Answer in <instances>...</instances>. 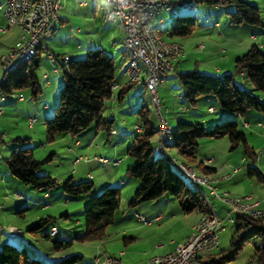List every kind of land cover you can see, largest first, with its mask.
Returning a JSON list of instances; mask_svg holds the SVG:
<instances>
[{
  "label": "rangeland",
  "instance_id": "rangeland-1",
  "mask_svg": "<svg viewBox=\"0 0 264 264\" xmlns=\"http://www.w3.org/2000/svg\"><path fill=\"white\" fill-rule=\"evenodd\" d=\"M83 1L90 2V0ZM180 1V3H175L172 6L171 10L168 11L169 13H162L164 16L171 14V18L166 19L165 24H154V27L166 40L168 37L166 31L171 29L176 16L193 15L196 17L198 30L187 38L179 39L184 46L185 53L181 68L183 71L198 68L214 72L221 71L224 73L225 71H231L234 73L237 54L245 53L254 43L264 52L262 46L264 35L251 37L246 30H239L237 33L228 31L229 35L226 37L221 38L219 36L221 28L215 27V23L218 22L223 24V26L225 24L229 25L230 15L227 13L234 12L232 7H214L201 4L197 0ZM246 1L257 6L261 11V16L264 17V0ZM62 3L63 9H60L59 15L64 19L62 26H68V29L65 28L60 31V35L62 34L64 38L62 45L55 43L53 45L55 51L60 50L59 54L71 51L74 46L80 43L79 41L84 39L90 42L96 40L109 48L114 38L121 37L120 32L117 30H113L110 34L104 33L102 30L105 24H102L103 19L101 20L100 18V5L104 3V0H98L99 7L96 16L92 14V6L80 7V0H63ZM3 13L4 11L0 9V28L5 29L4 31L0 30V58L2 55L8 54L16 46L17 42H20L22 36V31L19 27H8ZM209 17L212 18L210 27L216 29L214 32L212 28L204 27L207 26L205 20ZM244 26L248 27V25ZM67 37H69V42ZM238 40L237 46L233 47L232 42L237 43ZM198 45H204L205 48L200 49L197 47ZM86 55L87 53L76 59H84ZM121 57L122 54L117 53L116 61H119ZM1 63L0 59V78L4 73ZM57 67L58 73L53 70L54 67L49 62V52L44 46L40 65L36 70L37 81L41 89L38 96L34 97L32 88H24L9 97L3 98V100L0 99V225L4 228V234H7L10 238V245L20 249L24 248L31 258L40 260L42 264H53L74 254L83 255L85 258L84 262L77 264H85L87 260L93 261L94 257L98 255L102 257L104 248V245H101L102 241L107 244L105 249L108 254L119 257L125 247L124 236L121 233L132 224L131 220L127 219L126 216L129 214L128 203L131 194L133 193L134 195L135 191L134 182H128L122 186L119 194V208L115 212L113 222L105 229V235L101 239L94 238L81 242L74 238L84 228V208L88 204L85 205L83 203L84 197L75 198L69 196L62 187L47 191L35 190L21 183L19 179L8 171V167L5 164V158L12 153L10 149L15 147L16 142L14 140L21 138L27 140L28 145L33 150L34 158L42 162L38 174L51 176L60 183L68 179L71 180V183L92 181V193L97 196L107 188L105 185L108 183H115L122 178L125 181L128 180L127 170L130 163H134V158L128 154L127 150L136 135L135 127L139 122L138 110L142 99L131 95L132 92L128 93L122 105V110L124 108V111L127 112L126 115L123 112H119V106L114 108L116 115L113 122L114 127L119 129L120 132L124 128L131 131V134L127 135L124 141L119 144H115V139L121 138V136L114 137L115 139L112 138L108 143L100 135L93 140V144L90 147L87 141H82V144L77 146L72 138L76 136L69 133L60 134L55 140L48 141L45 119L54 116L55 107L59 103V91L63 85L62 67L58 63ZM116 74H121L119 66ZM236 80L241 88L248 89L252 95L257 96L264 104V91L254 88L246 77H242L239 74L236 75ZM170 87H172L171 83H166L164 85L165 89L158 87V94L161 100L160 109L163 118L173 129L180 121L191 123L208 119L212 123H207L206 129H210L216 123L235 120L239 130L246 134L247 146L241 143L233 149L228 137L219 139L205 137L199 139L196 156L205 165L217 169L216 172L211 174L212 177L220 180L223 176L230 174L235 168H240L241 170L234 180H224L219 186L218 193L228 194L231 198H242L244 195L252 194L255 195L256 199L260 195L264 197V183L260 182L255 174L248 175V168L252 164V156L246 151V147L248 150L254 151L256 154L254 165L264 175V111L250 109L245 116L231 115L229 118H223L222 120L221 112L224 111L220 108L218 102L216 103V112L211 113L209 104L204 100L199 101L195 107H192L184 100L183 91L179 92V90ZM149 94L144 96V102L150 111L151 121L158 126L157 119L159 120V117L156 113L159 114V110L157 107L155 109ZM21 96H23L22 99L19 98ZM164 99L166 100L165 103ZM181 99L184 101H181ZM110 100H107V106ZM45 105L48 106V109H44ZM130 108L134 110V113L130 112ZM166 108L169 111H166ZM110 110L113 112V108ZM33 117L37 118L31 122L30 118ZM219 118L220 120H218ZM159 123V126H161L160 130L165 131L167 124L161 120V117ZM168 152L179 164H184V157L175 148L169 147ZM99 157L106 158L107 161L100 163L97 160ZM155 157H158L156 153ZM78 158H82V160L77 163L76 160ZM209 159H213L212 163H207ZM115 161H119V163L116 164ZM173 169L177 170L174 166ZM194 170L197 173L196 175L205 176L201 175L197 168ZM179 173L186 184L193 188L194 183L188 174L180 171ZM203 189L214 206V211L220 212L222 218L226 217L227 202L211 196L207 189ZM19 194L27 200L25 209L22 210L25 217L17 213L15 201L19 198ZM171 207L173 206L168 205L165 213H170ZM260 210H264V208H260ZM144 211L149 213V215L158 213L157 210L149 208ZM66 212L69 214L68 218L65 217ZM197 215L198 213L194 211L170 218L166 224L160 225L161 227L154 225L149 230L153 235L152 244L149 246L146 243H142L144 246V249L141 250L142 252L140 251L134 256L122 257L123 264H138L144 259L154 256V253H159L158 248H155L154 245L156 242L169 244L171 240H175L179 243ZM46 217H51L52 221L37 235L27 231V228L32 223ZM53 226L57 232H52ZM18 229L23 231V235L16 234ZM235 229L236 226L234 224L225 223L224 229L219 234V250H217V254L226 251L230 247ZM67 233L73 236V244L57 250L54 247V241L67 240L68 238H65ZM179 245L181 243L177 244V246ZM227 264H259L258 258L255 257L253 241L246 242L236 259Z\"/></svg>",
  "mask_w": 264,
  "mask_h": 264
},
{
  "label": "trees",
  "instance_id": "trees-1",
  "mask_svg": "<svg viewBox=\"0 0 264 264\" xmlns=\"http://www.w3.org/2000/svg\"><path fill=\"white\" fill-rule=\"evenodd\" d=\"M197 2L214 7H232L234 12H228L230 24L261 25L260 9L246 0H197ZM196 26L197 19L193 15L176 17L168 37L172 40L187 37L195 31ZM40 49L39 46L31 60L20 61L12 72L4 70L0 80V97H9L24 88H32L34 97L38 96L41 89L36 70L40 65ZM59 64L62 67L63 85L59 91V103L55 107L54 116L45 119L47 140L53 141L63 133L78 136L91 126L110 132L113 120H105L103 111L107 100L113 97V89L116 87L117 66L114 58L102 48H92L88 50L84 59H65L59 61ZM238 74L246 77L254 88L264 91V52L257 45H253L236 58L234 73L219 76L195 69L180 72L177 78L183 90L184 100L192 107H195L199 101L212 99L219 103L224 111L222 113L228 114L229 117L231 115L245 116L250 109L264 111V104L259 98L252 95L248 89L239 86L236 80ZM130 84L123 87L115 97L119 103L124 100L132 87V83ZM138 116L140 131L136 133L127 150L128 154L134 158V164L128 168L127 173L139 180L140 185L129 206L134 207L141 202L155 201L170 195L178 201L184 214L197 211L201 215L207 208L205 200L194 185L191 188L186 184L179 173L182 171L173 163V157L168 152V148H175L184 157V164L197 168L206 176L215 172V169L198 160L196 150L199 139L228 137L233 149L241 143L247 146L246 134L239 130L235 120L216 123L210 129H206V123L201 121L191 123L180 121L174 129L169 125L170 138L166 142V153L161 155L157 151L159 120L157 119L158 126H156L151 121L150 111L144 103L140 105ZM155 136L158 137L156 145L153 140ZM14 141L16 142L14 150L9 157L5 158V164L21 183L42 191L62 187L69 196L75 198H86L92 193V181L71 183L68 179L60 183L51 176L38 174L42 162L34 158L33 150L27 140L16 138ZM246 149L252 156L248 175L255 174L259 181H264L263 173L254 165L256 154L247 147ZM155 153L158 157H155ZM173 166L178 171L173 169ZM119 194V187H107L100 195H92L84 208V232L74 239L81 242L94 238L101 239L119 208ZM51 221V217L41 218L32 223L27 231L37 235ZM233 224L236 229L230 247L218 254L212 252V256L209 259H202L200 264L232 262L248 241H253L255 257L258 258L259 264H264V216L257 218L250 215L239 216ZM72 244V239L54 241V247L57 250ZM81 261L82 255L74 254L53 264H77ZM0 264H42V262L31 258L24 248L20 249L5 243L0 246Z\"/></svg>",
  "mask_w": 264,
  "mask_h": 264
},
{
  "label": "crops",
  "instance_id": "crops-1",
  "mask_svg": "<svg viewBox=\"0 0 264 264\" xmlns=\"http://www.w3.org/2000/svg\"><path fill=\"white\" fill-rule=\"evenodd\" d=\"M0 1H1L0 2V9L3 10V8L1 6L4 3V0H0ZM79 6L80 7H89V6H92V14L94 16H96V13H97V10H98V7H99L98 0H90V2H88V1L86 2V1L80 0ZM61 9H63V3H62V6H61ZM105 9H108V4H107L106 0H104V3L100 5L101 15H102V13H103V11ZM162 13L165 14V13H169V12L167 11V12H162ZM162 13L158 14L156 16V18L153 20V23H152L153 27H154V24H156V23L157 24H165L166 19H170L171 18V14H166V16H164V15H162ZM260 13H261V11H260ZM101 15H100V18L102 20V16ZM3 17L6 20V18L4 16V13H3ZM59 18L60 19H59L58 23L56 24V28H55L54 33L43 43V46L39 50L40 56H41V53H42V50L44 49V46L47 47L46 50L49 52V62L54 67L53 70L58 73L57 63L59 64V61H64L65 59H76V58H79V57H82L83 55H85V53H87V51L89 49H92V48H102L105 52H107L109 55H111L114 58V61H115L116 66L117 67L119 66V68L121 69V74L120 75L115 74V86L116 87H115V89H113V97L109 101V105L108 106L107 105L105 106V109L103 111V118L105 120H113V122H114L115 121V117H116L115 112H114V108L116 106H119V110H120L119 112H121V113L123 112L126 115L127 112L124 111V108L122 110V105H123V101L125 100V98H126V96H127L128 93H131L132 92L131 95H135L138 98L142 99V103L145 104V102H144V96L146 94H149V93H148V91L146 89V86H145V84L143 82L137 83V84H132V87L128 90V93L126 94L124 100L121 103H119L117 101V99L115 98L123 87L130 86L131 85L130 84V81L127 78V76L124 74V71H125V69L127 67V64H128V58H127L126 53L124 51L123 31H122V28H121L120 23L119 22L105 23L102 20V24H105V26L102 28V30H103L104 33H109L110 34L113 30H117L121 34V37L120 38H114L113 39V42L110 44L109 48L105 47L101 42L99 43L96 40H93L92 42H90L89 40L84 39V40L79 41L80 43L78 45L74 46L71 51L66 52V53L59 54L60 53V50L55 51L53 45H54V43L55 44L62 45L64 38L62 37V34L60 35V31H63L65 28L68 29V26L67 27L66 26H62L63 23H64V19L62 17H60V15H59ZM205 23H206L207 26H204V27H207V28L209 27L208 29H211L212 28V27H210L211 24H212V18L211 17H209L208 19H206L205 20ZM244 25H247V24H238V25H233V24L226 25L225 24L223 26V24H219L218 22L215 23V27L221 28V34H219V36L221 38L228 36L229 35V32L228 31H232V32H236L237 33L239 30H246L250 34L251 37H257V36L264 35V17L263 16H261V25H259V26H256V25H248V27H246ZM225 27H226V29H225ZM69 30H72V29H69ZM170 30L166 31L167 32V35H169ZM197 30H198V22H197V26H196L195 31H197ZM212 30H213V32L216 31V29H214V28H212ZM195 31L193 33H195ZM193 33L191 35H193ZM191 35H189V36H191ZM189 36H187V37H189ZM187 37H182V38H187ZM166 39L167 40H172L169 37H167ZM179 39L180 38H173L174 41H178L179 43L182 44V42ZM239 40L237 41V43L236 42H232V46L233 47L237 46ZM67 41L69 42V37H67ZM254 45H255V43H254ZM262 46L264 48V43L262 44ZM197 47L200 48V49L205 48L204 45H198ZM117 53H121L122 54V57L120 58L119 61H116V59H117ZM243 54L244 53L237 54L236 57H235V60H236V58L240 57ZM50 56L52 57V59H50ZM2 57H3V55L1 56L0 59H2ZM183 58L184 57L180 58L176 62L175 71L172 74H170L162 82V84L159 86V88L162 87V89H165L164 88V85L166 83H171L172 87H170V88H175L176 90H179V92L180 91L181 92L183 91L181 89L182 87H181L180 83L178 82V78H177V74L180 73V72H183V70L181 69L182 68V65H183V61H184ZM198 70L201 71V72H204V73L214 74V75H219V76L224 75V74L232 73L231 71H225L223 73L221 71L214 72V71H208V70H200V69H198ZM185 71H187V70H185ZM1 78H2V76H1ZM1 78H0V80H1ZM19 98L22 99L23 96H21ZM0 99L3 100V97H1ZM181 101H184V100L181 99ZM204 101L209 104V111L211 113H215L216 110H217V108H216V102L214 100H212V99H207V100H204ZM165 102H166V100L164 99V103ZM112 108H113V112H111V110H110ZM44 109H48V106L45 105L44 106ZM166 111H169V109L166 108ZM130 112L131 113L132 112L134 113V110H132L130 108ZM221 116H222V118L229 117L228 114H224L222 112H221ZM36 118L37 117H33V118H30V119L31 120L32 119L33 120H36ZM218 120H220V118ZM201 122L206 123V124L207 123L208 124L212 123V121H210L208 119H205V120L203 119V120H201ZM138 124H139V122L137 123V125L135 127V132L136 133L139 132L137 130V128L139 127ZM245 124H247V123H245ZM104 133L106 134V136H105ZM130 134H131V131H129L127 128L126 129L124 128L120 132V130L117 129V128H115L114 125H113V123H112L110 132H108V133L106 131L102 130V129L96 128L95 126H91L87 131L83 132L82 134H80V135H78L76 137H72V138L75 140V143H76L77 146H80L82 144V141H87V144L90 147L93 144V140H95V138L99 137L100 135H102V137L108 143L111 141L112 138L121 136V138H119V137L117 139L114 138L115 139V142H116L115 144H119V143H121V142L124 141V138L127 135H130ZM157 138H158L157 136H155L153 138L155 145L157 143ZM10 150L13 151L14 148L13 149H10ZM101 158L102 157L97 158V160L100 163L102 162L100 160ZM83 159H85V158H83ZM104 159H106V158H104ZM81 160H82V158H78L76 160V162L78 163ZM87 160H89V158H87ZM212 160L213 159H209L207 163H212ZM106 161H107V159H106ZM133 164L134 163L131 162L130 165H129V168ZM190 167L192 169H196L193 166H190ZM212 168H214V167H212ZM214 169H215V172H216L217 169L216 168H214ZM8 171H9V169H8ZM240 171H241L240 168H235V169L232 170V172L230 174H227V175L223 176L220 180L215 179L214 177H212V175H211L212 173L209 174V175H206V176L210 180H212V184H213L214 188L218 192L219 186H220V184L223 183L224 180H227V181L234 180L236 178V176L240 173ZM200 174L202 175L203 173H201V171H200ZM128 177L129 178H128L127 181H125V179L122 178V179L117 180L115 183H108L105 186L106 187H119L120 188V191H121V188H122V186L124 184H127L128 182H134L135 183L134 190L136 191V189L140 185L139 180H137V179L132 180L134 178H132L131 176H128ZM260 182L264 183V181H260ZM135 191H134V193H135ZM92 195H94V193H91L88 197L84 198L83 203L85 205L87 204V202L89 201V199H90V197ZM211 196H213V195H211ZM133 197H134V195L132 193L129 202L133 199ZM242 198H245L247 202L249 201L250 203L257 204V208H259V209L260 208H264V197H262L261 195L257 197L258 199H256V197H255L254 194H252V195H244ZM15 203H16L17 213L20 216L25 217L24 214H23V212H22V210L25 209V204H27V200L24 199V198H22L21 195L19 194V198L15 201ZM177 203H178V201L175 198H173L170 195H166V196H163V197H161V198H159L158 200H155V201L141 202V203L137 204L134 207L128 206L129 214L126 217H127V219H130L131 220L132 224L129 225L130 227L125 228L122 231V233H121V235L124 236V245H125V247L123 248V251L121 252V254H120L119 257L121 259H123L122 257H129V256H134V255L138 254L142 249H144V246L142 245V243H144V244L146 243V244H148L150 246V244H152L151 242H152V239H153V235H152V232H150L149 230L154 225L155 226H158V227L160 225L163 226L164 224H166L168 222V220L170 218L178 217V216L184 214L181 211V208L179 206V203L178 204ZM168 205H171L173 207H171V212L170 213H165V210H166V208H167ZM147 208L153 209V210H157L158 213H156L154 215H149V213H146L144 211ZM19 210H21L20 213H19ZM197 213H198L197 217H195L194 221L189 226V229L187 230V232L185 233V235L182 237V240L179 243H177L175 240H171L169 242V244L156 242L154 245H155V248H158V252L159 253H157V254L154 253V256L165 255V254H168L170 252H173L174 250L181 249V247L184 246V243L187 241L190 233L192 232L193 228L196 226V224H197V222L199 220L200 213L199 212H197ZM216 214H217V216H219L220 219H223L222 216L220 215V212H216ZM65 217L66 218L69 217V214L67 212L65 213ZM2 229H3V234L0 237V246H2L5 243L11 242L10 241V238L7 236V234L6 235L4 234V228H2ZM18 230H21V229H18ZM83 232H84V228L81 229V231L78 233V235H76V237L79 236L80 234H82ZM65 236H66L65 238H68V239H72L73 238V236L70 233L69 234L68 233L65 234ZM180 243H181V245L177 246V244H180ZM101 245L102 246L104 245V248H103V251H102L103 252L102 253V257H101V255H98L97 257H94L93 261L92 260L91 261H88L87 260L85 262V264H106L108 257L115 256V255H110V253L109 254L107 253V250L105 249V247H106L107 244H105V241H102L101 242ZM101 247H99V249H101ZM217 250H219L218 249V246L215 248V250L213 252L214 253H217ZM149 258H151V257H148V258L144 259L141 263H138V264H147V261H148ZM84 261H85V258L82 255V261L81 262H84ZM128 264H132V263H128ZM133 264H137V263H133Z\"/></svg>",
  "mask_w": 264,
  "mask_h": 264
},
{
  "label": "built area",
  "instance_id": "built-area-1",
  "mask_svg": "<svg viewBox=\"0 0 264 264\" xmlns=\"http://www.w3.org/2000/svg\"><path fill=\"white\" fill-rule=\"evenodd\" d=\"M180 0H106L108 4L107 22H119L123 31V43H129L133 48V56H142L146 62V70L136 71L133 59L128 62L124 71L129 75L130 83L137 84L143 82L148 92H153V99L156 106L160 107L161 100L156 92V84L162 82L174 72L176 62L184 56V46L176 47H159L152 42H146L144 33H137L136 20L138 16H145V30L153 31V20L162 12L171 10L175 3ZM152 2H160L159 11L147 13V5ZM30 6H37V28L35 33H27L29 23L25 22V13ZM62 6V0H4L2 8L7 20L8 27L17 26L22 31L20 42L10 50L8 54L2 57L3 70L7 67L14 66L18 62V57L24 56L29 50H37L43 43L54 33L56 24L59 21V11ZM1 31L5 29L0 28ZM47 48V47H46ZM50 59L52 57L50 56ZM162 63H170L171 73H163ZM161 112V109H160ZM161 119L167 124V129L161 131L160 149L166 152L168 122ZM34 120L32 119L31 122ZM140 130V127L137 128ZM102 162L106 159L101 158ZM174 162H179L173 159ZM116 164L119 161H115ZM180 165V164H179ZM184 170V169H183ZM185 171V170H184ZM192 176V173L185 171ZM192 178L196 184H199L209 191L214 197L227 202V215L225 218L204 219L198 222V227H194L184 246L179 250H174L165 255L153 256L148 259L147 264H200L202 259H209V247L218 246L219 241H215V234H220L225 223H234L236 217L248 215L249 212H258L264 214V210L257 208V204L250 203L240 204V198H231L228 194H219L213 185H205L198 178ZM52 232H57L53 227ZM3 234L0 225V237ZM16 234H23L22 230H17ZM106 264H123L120 257L112 256L107 258Z\"/></svg>",
  "mask_w": 264,
  "mask_h": 264
},
{
  "label": "bare ground",
  "instance_id": "bare-ground-1",
  "mask_svg": "<svg viewBox=\"0 0 264 264\" xmlns=\"http://www.w3.org/2000/svg\"><path fill=\"white\" fill-rule=\"evenodd\" d=\"M134 1H141V0H134ZM159 9H160V2H152V3H148V5H147V13H154L155 11H159ZM107 15H108V9H105L103 14H102V19H103V21L105 23H111V22H107ZM36 18H37V6H30L29 9H27V11L25 13V22L29 23L28 26H27V33H35V30L37 28V19ZM145 28H146V18H145V16H138V18L136 20V31H137V33H144V37H145V41L146 42H152L153 45H157L159 47H168L169 45H173V46H176V47H183V45L181 43L177 42V41L163 39V37L160 35V33L154 27H153V31L145 30ZM123 45H124V50H125V52L127 54L129 62H131L132 59H133V64L135 65L136 71L146 70V62L143 61V57L142 56H133V48H131V45H129V43H123ZM35 55H36V50H29V52H27L24 56L18 57V62L14 66L7 67L4 70L7 71V72H12L13 70H15V68L17 67V64L20 61L31 60ZM162 70H163V73H171V65H170V63H162ZM126 76L128 77V79L130 81L129 75H126ZM159 85L160 84H156V92H158ZM149 93H150V96L152 98V102H153V104L155 106V109L157 107L158 110H159V114L158 113H156V114H157V116L159 117V120H160V117H161L160 107L156 106V104H155V101L153 99V92H149ZM168 126H169V123H168ZM160 129H161V126H160ZM170 133H171V128L169 126L168 130H167V141L170 138ZM158 140H159V143H157L158 144L157 151L161 155H164L166 152H164V151H162L160 149L161 130H160V133H159V139ZM173 163L182 172L186 173L185 171H188V172L192 173V176L194 178H198L199 180L204 182L205 185H213L212 184V180H210L206 176H198V175H196L197 173L194 172L195 170L192 169L191 167L187 166L186 164H182L181 163L179 165L178 163H176L174 161H173ZM186 174H188V173H186ZM188 176L193 181L194 186L199 190V192L203 196V198L205 200V203L207 205L206 211L203 212L200 215L198 222H200L201 220H204V219H209V216L211 218H218L219 216H217L216 212L214 211V208H213V206H212V204H211V202H210V200L208 198V195L206 194V192L203 189V188L206 189V187H203V186H201L199 184H196L195 180L192 178V176L189 175V174H188ZM240 204H248V203L246 202V199L240 198ZM248 215L253 216L255 218L264 216V214L261 215V213H258V212H249ZM198 222H197L195 227H198ZM215 241H219V234H215ZM216 247L217 246L209 247V254H212V252L215 250Z\"/></svg>",
  "mask_w": 264,
  "mask_h": 264
}]
</instances>
